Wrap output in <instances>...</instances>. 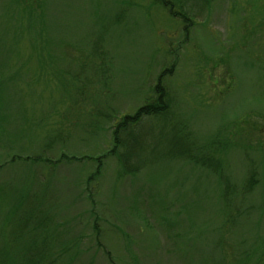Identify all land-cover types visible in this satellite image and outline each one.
I'll return each instance as SVG.
<instances>
[{
    "label": "rangeland",
    "instance_id": "1",
    "mask_svg": "<svg viewBox=\"0 0 264 264\" xmlns=\"http://www.w3.org/2000/svg\"><path fill=\"white\" fill-rule=\"evenodd\" d=\"M185 1L0 0V264H264V0ZM159 88L189 154L106 156Z\"/></svg>",
    "mask_w": 264,
    "mask_h": 264
},
{
    "label": "trees",
    "instance_id": "2",
    "mask_svg": "<svg viewBox=\"0 0 264 264\" xmlns=\"http://www.w3.org/2000/svg\"><path fill=\"white\" fill-rule=\"evenodd\" d=\"M156 1L162 4L165 8H167L172 15L179 18L184 24L185 23L190 24L191 23L190 21L192 20L194 21L193 18L194 15L187 10L185 0H156ZM158 86L161 87V85ZM167 100L168 101L170 100L169 97L165 95V92L161 88H159V90L156 91V94H154V96H152L148 100V102L144 106L139 108L134 114L125 115L123 118L119 119L112 127V137H113L112 148H110L108 150V154L105 155L112 156L116 154L117 155L116 157L121 155V159L119 158V161H121L123 165L126 166L128 159L132 157L131 155L137 153L136 158H138L137 160L138 165H134L136 168L143 166L147 160H154L163 157L164 158L186 157L190 152V148L187 145L188 143L186 142L187 138L183 136H178L174 138V141L171 140L161 150H156L154 152L153 151L146 152L144 154L146 149L145 151H143V149L145 148L144 147L145 140L142 137V131L144 130L145 121L147 118L151 116H160L162 113L167 111L169 109V104ZM120 151H122V153L118 155ZM97 160H102V159L98 158ZM28 231L29 230H27V232ZM32 235H34L33 232L29 233L25 239L22 238V231L16 235V237L18 238L16 241V246L17 248H19L17 254L24 259L23 260L25 261L24 264H46L47 260L51 259L50 256L52 255V253L48 254L46 252V250L48 249L45 248L42 250L40 245L36 244V239ZM38 247L40 250H37ZM3 250L6 251L4 248ZM5 255L10 256L8 255V252ZM107 255L111 257L109 252H107ZM12 257L13 255H11L10 261H13V263L11 262L10 263L16 264L17 258L16 257L12 258ZM6 260H8V258H6ZM4 264H6V262Z\"/></svg>",
    "mask_w": 264,
    "mask_h": 264
}]
</instances>
